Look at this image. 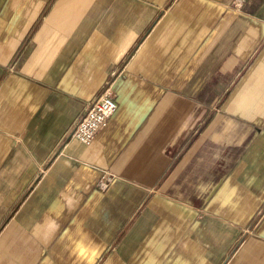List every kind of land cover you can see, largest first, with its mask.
<instances>
[{
  "label": "crops",
  "instance_id": "0c3cea01",
  "mask_svg": "<svg viewBox=\"0 0 264 264\" xmlns=\"http://www.w3.org/2000/svg\"><path fill=\"white\" fill-rule=\"evenodd\" d=\"M0 264H264V0H0Z\"/></svg>",
  "mask_w": 264,
  "mask_h": 264
},
{
  "label": "built area",
  "instance_id": "2783aa9c",
  "mask_svg": "<svg viewBox=\"0 0 264 264\" xmlns=\"http://www.w3.org/2000/svg\"><path fill=\"white\" fill-rule=\"evenodd\" d=\"M117 108L118 105L113 92L107 89L83 114L73 129L72 137L84 144H90L99 131L107 125ZM105 180L101 181L102 189H106L108 186Z\"/></svg>",
  "mask_w": 264,
  "mask_h": 264
}]
</instances>
